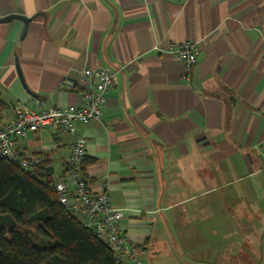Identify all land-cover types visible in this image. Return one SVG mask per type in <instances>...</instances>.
Returning a JSON list of instances; mask_svg holds the SVG:
<instances>
[{"label":"crops","instance_id":"crops-1","mask_svg":"<svg viewBox=\"0 0 264 264\" xmlns=\"http://www.w3.org/2000/svg\"><path fill=\"white\" fill-rule=\"evenodd\" d=\"M9 14L29 20L0 22L3 123L16 104L80 106L62 80L113 71L101 119L78 127L83 174L126 209L141 264H264V0H0ZM187 40L189 73L171 50ZM70 143L51 127L18 140L53 181Z\"/></svg>","mask_w":264,"mask_h":264},{"label":"built area","instance_id":"built-area-1","mask_svg":"<svg viewBox=\"0 0 264 264\" xmlns=\"http://www.w3.org/2000/svg\"><path fill=\"white\" fill-rule=\"evenodd\" d=\"M172 52L181 60L184 71L189 73L196 63L199 47L196 42L187 40L171 45ZM264 72V70H263ZM78 84L71 79H63L62 85L81 88L83 102L80 106H57L34 110L24 104L13 107L11 121L2 122L0 107V156L15 163L24 173L37 176L44 167L40 155H24L18 140L30 132L44 128H54L59 133L71 135L70 152L63 162V171L53 183L59 202L96 237L112 251L115 264H141L136 256L139 247L134 245L122 231L120 220L126 209L112 205L108 192L103 188L94 192L89 180L81 170L86 158V139L79 132V125L102 117V106L106 94L114 83V73L110 68H86L82 71ZM39 105V101L36 102Z\"/></svg>","mask_w":264,"mask_h":264},{"label":"trees","instance_id":"trees-1","mask_svg":"<svg viewBox=\"0 0 264 264\" xmlns=\"http://www.w3.org/2000/svg\"><path fill=\"white\" fill-rule=\"evenodd\" d=\"M53 183L48 169L31 176L0 156V217L8 221L0 223V264H115L110 248L59 202Z\"/></svg>","mask_w":264,"mask_h":264},{"label":"water","instance_id":"water-1","mask_svg":"<svg viewBox=\"0 0 264 264\" xmlns=\"http://www.w3.org/2000/svg\"><path fill=\"white\" fill-rule=\"evenodd\" d=\"M14 18L21 19V20L24 21L25 23H27L28 20H29L27 17H25V16H23V15H19V14H9V15H6V16H4V17H1V18H0V22L7 21V20H11V19H14ZM16 67H17V71H18V75H19V77H20V80H21L22 83H23L22 75H21V73H20V69H19L17 63H16ZM23 85H24V83H23Z\"/></svg>","mask_w":264,"mask_h":264},{"label":"rangeland","instance_id":"rangeland-1","mask_svg":"<svg viewBox=\"0 0 264 264\" xmlns=\"http://www.w3.org/2000/svg\"><path fill=\"white\" fill-rule=\"evenodd\" d=\"M7 222H8V221H7L6 218H4V217H2V216L0 217V223H1V224H7ZM162 264H163V262H162Z\"/></svg>","mask_w":264,"mask_h":264}]
</instances>
